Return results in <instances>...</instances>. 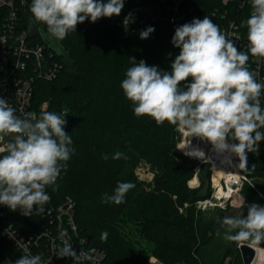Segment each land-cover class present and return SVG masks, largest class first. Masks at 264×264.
Instances as JSON below:
<instances>
[{"label": "trees", "instance_id": "obj_1", "mask_svg": "<svg viewBox=\"0 0 264 264\" xmlns=\"http://www.w3.org/2000/svg\"><path fill=\"white\" fill-rule=\"evenodd\" d=\"M141 1L142 5L152 3V13L138 10L136 22L127 35L123 33L122 18L127 7L136 5L135 0H124L119 16L100 18L95 23L86 20L76 32L58 40L60 52L48 45V52H53V58L63 65L56 78L46 80L35 67L28 72L36 77L30 110L37 117L44 111L66 115L64 131L71 135L72 154L67 170L61 171L56 182L57 189H46L50 201L43 214L23 216L20 209L13 212L0 205V264H15L23 256L4 235L7 226L25 239L40 236L32 252L47 255L50 241L43 233L58 235L59 225L52 220L67 197L75 201L76 246L103 251L102 264H147L149 255L164 264H224L228 258L231 264H243L239 244L236 246L234 241L235 246L226 247L219 262L213 259L206 262L203 249L212 244L214 227L222 214L211 221L197 211L195 204L212 193L211 165L200 163L178 148L177 126L168 122L157 124L149 116H135L134 105L125 97L121 82L127 69L133 66L130 60L133 57L137 63L143 60L149 66L170 72L171 62L180 52L171 43L175 29L188 23L194 13L203 18L207 15L220 29L222 24L234 20L247 39V28L241 27V22L250 16V0L242 9L239 0L230 2L225 18L223 9L227 7L222 0H185L180 13L170 8L172 0ZM159 5L165 16H156ZM181 14H186L185 19ZM141 18L146 21L141 23ZM148 27H153L154 32L141 39L140 32ZM35 41L46 43L41 36ZM247 66L251 72V56ZM190 82L189 78L183 84ZM261 99L264 106V96ZM44 103H47L45 110ZM116 151L124 156L112 159ZM102 154H108L109 159L103 160ZM141 161L150 163L156 171L153 183L147 185L138 180L135 170ZM200 164V186L192 189L188 181ZM260 165L264 167V141L259 143L257 152L247 155L244 172L257 177L262 173ZM118 182H132L135 187L120 205L102 203V194H111ZM206 184L207 190L202 194ZM248 189L256 197L255 203L264 206V198L256 189L251 186ZM49 210L53 211V217ZM105 231L107 240L101 241V233ZM56 243L58 249L61 241L57 239ZM258 246L264 247V243ZM54 264H73V260L58 258Z\"/></svg>", "mask_w": 264, "mask_h": 264}, {"label": "clouds", "instance_id": "obj_2", "mask_svg": "<svg viewBox=\"0 0 264 264\" xmlns=\"http://www.w3.org/2000/svg\"><path fill=\"white\" fill-rule=\"evenodd\" d=\"M250 4V16L241 22L247 28L246 52L206 15L175 29L171 43L180 52L170 72L143 60L137 63L133 57V66L121 82L135 116L177 126L188 134L187 144L189 138L197 137L217 153L235 154L242 170L247 169V153L257 152L264 141V83L247 66L250 56L264 57V0H250ZM123 7L124 0H32L29 11L51 37L63 40L69 32H76L78 24L119 16ZM154 30L148 27L140 38H149ZM189 78L191 82L183 84ZM65 117L49 111L38 117L33 113L20 116L0 97V205L13 212L20 209L23 216L44 213L50 201L46 189H57L56 182L72 154ZM196 155L203 156V152L196 151ZM123 156L116 151L112 159ZM101 158L108 160L109 156L102 154ZM134 187L132 182H118L111 194H102L101 202L120 205ZM242 201L244 208V197ZM220 223L226 240L247 242L250 247L264 243V206L252 203L247 205L246 216L243 212L225 216ZM66 235L64 231L59 234L58 258L70 257L73 264L92 260L95 249H81L77 254ZM107 237L105 231L100 239ZM15 264H41V256L25 254Z\"/></svg>", "mask_w": 264, "mask_h": 264}, {"label": "built area", "instance_id": "obj_3", "mask_svg": "<svg viewBox=\"0 0 264 264\" xmlns=\"http://www.w3.org/2000/svg\"><path fill=\"white\" fill-rule=\"evenodd\" d=\"M166 3V0H160ZM185 0H172L170 8L175 13H180V7ZM233 0H222V3L227 8L223 9L225 18L229 12L228 5ZM248 0H239V7L245 5ZM107 2V0H104ZM141 0H135L136 5H131L126 8L125 14L122 18V28L124 35H127L134 26L137 17L138 10H144L148 13H152V3H141ZM32 0H0V97L8 100L9 104L16 109V114L23 116L27 113H36L31 108L32 97L35 86L34 75H30L28 72L32 68H37L40 72L39 75L46 80H52L56 78L62 71V62L53 58L54 53L48 52L47 46L54 48L60 52V46L57 39L51 37L45 25L36 22L29 11ZM158 6L156 12L157 17L165 16ZM185 19L186 14H181ZM24 16V18H23ZM194 18L203 19L202 15L194 13L188 23ZM141 23L146 21V18H141ZM127 21V23H125ZM84 23L77 25L81 26ZM221 30L234 39L239 49L247 51L248 40L243 36L239 30V25L234 20H229L227 24L221 25ZM41 36L46 43H38L35 41L36 37ZM52 40L56 41V44ZM51 60V61H50ZM253 68L252 74L258 82H264V57H251ZM44 65L46 67L44 68ZM27 72V75H26ZM47 108V103H44L42 109ZM210 157L205 160H201V163L207 162L211 164V186L212 193L209 197L200 199L196 202L195 207L202 212H209L215 209L225 210L228 206L241 207L242 191L246 183H251L247 178L244 170L239 169L240 163L238 156L232 154L234 157H229L227 153L216 154L213 147L209 150ZM213 152V153H212ZM232 158H234L232 160ZM215 169L222 170L220 179L216 182L214 180ZM198 169H196L195 176L188 181V186L192 189L200 186V180L198 178ZM196 181L193 182V179ZM252 186L256 191L264 198V193L260 192L254 184ZM183 211V208L180 209ZM75 201L71 197H67L63 204L56 210V218L52 222H57L59 225V233L57 236H51V232L46 231L43 236L48 237L50 241L47 255L41 256V264H54L58 257L57 251V239H60V232H66L65 238H71V242L74 250L77 254L84 248L77 247L75 244V237H78V228L74 220ZM48 214L53 217V211L49 210ZM46 214H44L45 216ZM4 235L11 240L23 255H39L33 254L32 246L38 244L39 237H31L25 239L20 236L12 226H7L4 229ZM83 242V241H82ZM238 245L239 251L240 246ZM255 249V259L251 264H264V247L253 246ZM261 251L262 254H258ZM92 260L84 261L83 264H102L105 253L103 251H95L92 253ZM147 264H164L157 257H151L148 259Z\"/></svg>", "mask_w": 264, "mask_h": 264}, {"label": "rangeland", "instance_id": "obj_4", "mask_svg": "<svg viewBox=\"0 0 264 264\" xmlns=\"http://www.w3.org/2000/svg\"><path fill=\"white\" fill-rule=\"evenodd\" d=\"M52 41H53L54 44H56L55 40H52ZM177 130L180 133V138H179V142H178V148L183 153H185V150L182 148V144H183V142L185 140L188 141V134L183 132V131H181L178 127H177ZM189 139H190V142L191 141L192 142H198L202 146H208L209 148L212 146L209 142L203 141V140H201L200 138H197V137H191ZM186 155H188V154H186ZM188 156H190V155H188ZM190 157L194 158V159H197V158L192 157V156H190ZM197 160H199V162L201 163V159H197ZM204 163H207V162H204ZM200 167H201V164L196 167V169H198V174H199V171H200ZM260 167H261L262 173H261V175H259L257 177H250L248 174H246V173L245 174H246L247 178L251 182V183H247V185L253 187L252 184H254L256 186V188L260 192L264 193V173H263L264 172V167L261 166V165H260ZM135 174H136V176H137L139 181H141L144 184L148 185L150 183H153L154 178L156 176V171L153 169V167L151 166L150 163H148L146 161H141L138 164V166L136 167ZM198 178H199V176H198ZM205 182H207V180H205ZM247 185H244V188H243V191H242V197H244V201H245V207L244 208L243 207L228 206V208L225 209V210L215 209V210H211V211H209L207 213L203 212L205 214V217L207 219H210L211 221L216 219V218H218L219 214H222L221 218H219L217 220L216 225L214 227V231H213L214 235H213L212 244L210 246H208V247H205L203 249V253L202 254H203V256H204V258H205L207 263L210 262V259L215 260V262H219L221 260V258H222L223 251L225 250L226 247L235 246V243H236V246H237L240 243V242L233 243V241L226 240L224 238L225 229L222 227V225L220 223V219H222L225 216L239 215L242 212H243V214L245 216L247 215V205H250V204L256 202V197H254L253 193L250 192V190L248 189ZM206 190H207V184L205 185V187L201 191V193L202 194L205 193ZM184 206L186 207L187 203ZM215 246H217V247H215ZM151 257H156V256L149 255L148 259L151 258ZM148 259H147V262H148ZM161 262H163V261H161ZM231 262H232L231 258H228V259L225 260L224 264H231ZM178 264H184V263H178Z\"/></svg>", "mask_w": 264, "mask_h": 264}, {"label": "bare ground", "instance_id": "obj_5", "mask_svg": "<svg viewBox=\"0 0 264 264\" xmlns=\"http://www.w3.org/2000/svg\"><path fill=\"white\" fill-rule=\"evenodd\" d=\"M186 133V132H185ZM187 140H185L182 144V148L188 153V154H191L193 156H196L198 158H200L201 160H205L207 159L208 157H210V153L209 150L210 148L208 146H202L200 143L198 142H190L189 144H187ZM196 151H202L203 152V156H199V155H196ZM213 153V152H212ZM216 154H218L216 152ZM222 154H225V153H222ZM229 157H234L232 154H229L227 153ZM234 158H232L233 160ZM222 175V170L220 169H215V172H214V180L217 182L220 177ZM196 181V178L193 179V182ZM258 254H262L261 251H258Z\"/></svg>", "mask_w": 264, "mask_h": 264}, {"label": "water", "instance_id": "obj_6", "mask_svg": "<svg viewBox=\"0 0 264 264\" xmlns=\"http://www.w3.org/2000/svg\"><path fill=\"white\" fill-rule=\"evenodd\" d=\"M185 153L188 154L186 151H185ZM248 154H249V152L247 153V155ZM188 155L195 157L197 159H200V158L193 156L191 154H188ZM240 255H241L243 264H251L254 261L255 256H256L255 249L253 248V246L250 247L247 243H243L240 246Z\"/></svg>", "mask_w": 264, "mask_h": 264}]
</instances>
